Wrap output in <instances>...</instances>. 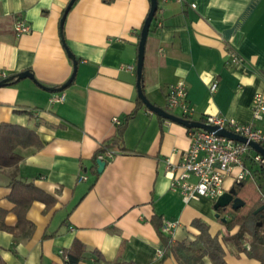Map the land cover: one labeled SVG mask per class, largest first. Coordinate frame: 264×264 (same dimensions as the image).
Instances as JSON below:
<instances>
[{
    "label": "crops",
    "instance_id": "0c3cea01",
    "mask_svg": "<svg viewBox=\"0 0 264 264\" xmlns=\"http://www.w3.org/2000/svg\"><path fill=\"white\" fill-rule=\"evenodd\" d=\"M68 2L0 0V74L29 70L36 80L26 77L0 86V123L30 128L42 143L17 147V167L0 169V218L8 226L17 221L9 197L12 177L54 199L50 205L38 199L29 205L30 235L0 230V260L65 264L64 252L80 242L84 252L77 264H180L165 251L151 221L155 216L161 223L176 222L169 233L161 228L172 241L195 240L200 230L193 221L199 220L210 236H217L228 264H264L261 250L247 254V239L240 244L246 250L237 248L232 237L238 226H225L229 215L216 216L215 201L199 197L185 202L170 187L168 160H180L190 137L187 127L137 104V47L149 0H75L62 28L77 61L74 78L62 90L38 84L56 88L72 73L59 32ZM157 6L144 48L147 98L181 116L167 109L165 96L183 80L192 120L220 113L264 127V113L256 120L251 109L255 94L264 97V0H157ZM16 20L29 30L16 32ZM229 49L239 56L238 63L229 62ZM213 82L216 88L210 91ZM119 133L121 141L112 144ZM102 143L116 153L98 172V158H93ZM245 164L253 176L243 182L264 191V170L248 156ZM202 261L211 264L206 255Z\"/></svg>",
    "mask_w": 264,
    "mask_h": 264
},
{
    "label": "built area",
    "instance_id": "2783aa9c",
    "mask_svg": "<svg viewBox=\"0 0 264 264\" xmlns=\"http://www.w3.org/2000/svg\"><path fill=\"white\" fill-rule=\"evenodd\" d=\"M175 1L180 4L185 2V0ZM190 6L195 7V3L191 2ZM158 10L159 7L157 6L156 13ZM157 25L161 26L162 23L159 21ZM13 27L16 32L29 30V26L22 20H16ZM227 54L231 64H236L240 61L239 56L233 50H227ZM4 77V73L0 74V78ZM215 88L216 83H211L209 86L210 91H214ZM186 94V83L183 80H179L168 88L165 99L169 108L178 110L181 116L191 117L194 109L188 103ZM61 98L62 96L59 97V99ZM251 109L254 119L262 118L264 113V97L262 94L258 93L253 96ZM112 121L115 124L120 123L117 117H113ZM201 122L226 129L264 147V127L257 128L252 123L238 122L220 113L203 114ZM189 137L190 143L181 152L180 160L176 163L168 160V172L171 178L170 187L178 189L185 202L199 197H206L215 201L224 191L229 190L247 178H252L253 171L245 164L247 156L252 165L264 170V156L247 143L238 142L199 128L189 130ZM101 146H103V143L99 147ZM115 153L111 148H105L103 152L97 154V158L106 162ZM233 168H237L234 174ZM228 177L231 178V181L230 184L226 185L225 181ZM85 178L84 175L81 176V179ZM191 178H194V180H191ZM258 190L264 203V191ZM175 225L176 222L174 221L162 220L161 228L164 233H169Z\"/></svg>",
    "mask_w": 264,
    "mask_h": 264
},
{
    "label": "trees",
    "instance_id": "16d2710c",
    "mask_svg": "<svg viewBox=\"0 0 264 264\" xmlns=\"http://www.w3.org/2000/svg\"><path fill=\"white\" fill-rule=\"evenodd\" d=\"M15 81L17 80L12 79L5 85L12 84ZM142 82L143 81H141V84ZM137 104H143L139 97H137ZM133 114L134 111L127 115L126 119L133 116ZM158 117L160 116L158 115ZM182 117L186 120H192L191 117L186 115ZM187 129L192 130L197 128ZM118 141H121L120 133L111 143L118 144ZM41 145L42 143L34 130L10 123H0V169L8 167L15 169L17 167L21 159L20 154L16 151L17 147L34 146L39 148ZM105 148H110L109 144L103 143V146L97 149L94 154V161L97 159V154L103 152ZM10 184L12 191L9 197L14 202V213L16 214L17 221L14 226H8L0 218V230L8 231L15 237H26L30 235L33 229V225L26 219V211L29 205L36 199L44 201L46 205H50L53 203L54 199L33 184L24 183L21 180L15 179V177L11 178ZM235 190V196L243 201V205L238 208H231L230 206L225 208L218 207L215 211L219 216H224L225 214L229 215V218L224 221L228 229L238 226V230L232 237L237 248L246 250L245 248H241L240 244L244 239H247L249 243V248L246 250L248 255L254 256L257 250H261L263 253L264 210L253 213V211L263 203L261 194L253 183H238L235 185ZM16 191L17 194L15 193ZM151 221L161 236L165 245V251L170 252L180 264H202L204 255L209 258L211 264H228L224 259V252L217 236H210L207 225L201 224L199 220L193 221V224L199 227L200 232L192 242L172 241L169 236H166L161 231L162 223L160 220L153 216ZM83 252V244L75 242L70 250L64 252L66 257L65 264H77ZM0 264L5 263L0 260ZM114 264L132 263L115 262Z\"/></svg>",
    "mask_w": 264,
    "mask_h": 264
},
{
    "label": "water",
    "instance_id": "95a60500",
    "mask_svg": "<svg viewBox=\"0 0 264 264\" xmlns=\"http://www.w3.org/2000/svg\"><path fill=\"white\" fill-rule=\"evenodd\" d=\"M74 1L75 0H69V2L67 3L66 7L63 10L62 16H61L60 21H59V32H60L61 41H62L63 46L67 52L68 57L72 61L73 70H72L70 77L63 84H61L59 87H56V88L47 87V86H44V85L38 83L40 86H42L43 88L48 89V90H62V89H64L65 87H67L72 82L74 75H75V72H76V65H77L76 58H75L74 54L67 47L65 40L63 38V35H62V28H63V23L65 20V17L67 15L69 9L71 8L72 4L74 3ZM149 1H150V7H149V11L147 13V16L144 19L143 25H142L141 30H140V37H139V41H138L137 56H136V90H137V95L140 98V100L143 102V104L149 110H151L155 114L163 117L164 119H168V120H171L173 122H177V123H179V124H181L187 128H199V129L206 130L208 132H213L214 134L219 135V136H224V137H227L229 139H233V140L238 141V142L247 143L251 148H253L255 151H257L262 156H264V147L261 146L257 142L248 141L245 137L234 134V133H232L226 129L218 128L217 126L205 124L201 121L186 120L182 116H178L176 114L170 113L167 110H165L164 108L156 106L147 98V96L145 95V93L143 91L142 84H141L142 77H143L142 71H143V63H144V48H145V42H146L149 26H150V23L154 17L156 9H157V0H149ZM26 77L30 78L36 82L33 73L29 70H24V71H21V72H18L16 74L6 76V77L0 79V86L5 85L8 81H10L12 79L19 80V79H23ZM105 163L106 162L104 160L97 159V171L98 172L102 171V169L105 166ZM235 195H236V190L234 187H231L229 190L224 191L221 195H219L217 197V199L215 200V202L213 204V207L215 209L218 207L225 208L229 204H230L231 208H238V207L242 206L243 201ZM262 210H264V203H262L259 207H257L253 211V213H257V212L262 211ZM218 215L219 214L216 213V216H218ZM221 219L223 221L225 220L224 217H222ZM258 224H260V223H258Z\"/></svg>",
    "mask_w": 264,
    "mask_h": 264
},
{
    "label": "rangeland",
    "instance_id": "374dc122",
    "mask_svg": "<svg viewBox=\"0 0 264 264\" xmlns=\"http://www.w3.org/2000/svg\"><path fill=\"white\" fill-rule=\"evenodd\" d=\"M167 109L169 110V111H172L173 109H171V108H169V107H167Z\"/></svg>",
    "mask_w": 264,
    "mask_h": 264
}]
</instances>
